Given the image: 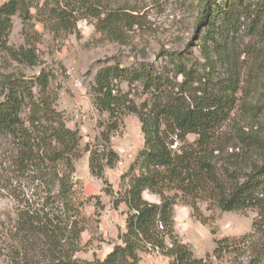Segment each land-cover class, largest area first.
Returning <instances> with one entry per match:
<instances>
[{
	"label": "trees",
	"instance_id": "16d2710c",
	"mask_svg": "<svg viewBox=\"0 0 264 264\" xmlns=\"http://www.w3.org/2000/svg\"><path fill=\"white\" fill-rule=\"evenodd\" d=\"M116 3L7 0L0 5V56L27 68L37 64L33 44L38 38L32 21L41 24L53 39L77 34V23L90 21L97 32L121 43V30L130 28V12L126 2ZM14 17L20 20L24 37L25 46L18 49L8 43ZM241 20L254 23L253 29L259 25L264 28V0H202L197 21L198 26L207 27L201 43L206 65L211 66L215 57L224 61L231 55L232 37ZM165 58L170 70L165 67L159 71L153 64L140 62L121 67L114 62L97 70L93 78L92 92L98 111L108 113L110 119L120 109L135 115L143 147L125 174L129 180L121 202L127 213L120 244L92 264H139V254L144 251L168 258V264H204L193 257L175 234L173 206L177 200L199 217L197 200L202 193L223 212L259 204V192L264 189V149L248 147L249 152L238 167L247 165L250 171L242 177L231 175L228 191L217 184L212 166L216 150L213 141L234 109L239 81L230 76L212 82L199 70L187 67L181 53L166 52ZM179 76L182 80L177 83ZM117 83L138 84L146 95L145 101L139 106L120 101L113 95ZM194 84L199 86L195 91L191 89ZM48 86L49 75L43 70L33 78L20 74L1 80L0 142L10 143L9 160L14 173L35 185L37 192L36 200L17 212L10 237L19 242L22 254L15 251L11 264H35L28 254L36 247L41 251L36 264H82L75 255L84 247L81 234L85 230V216L75 200L73 182L81 136L65 125ZM188 135L196 139L187 148L169 147L173 143L167 141L169 136L181 143ZM108 139L102 134V144L89 151V171L96 178H101L103 168H111L117 160L107 148ZM256 155H260V165L252 163ZM145 192L157 202L146 201ZM223 248V241H216L212 255L218 257Z\"/></svg>",
	"mask_w": 264,
	"mask_h": 264
},
{
	"label": "rangeland",
	"instance_id": "374dc122",
	"mask_svg": "<svg viewBox=\"0 0 264 264\" xmlns=\"http://www.w3.org/2000/svg\"><path fill=\"white\" fill-rule=\"evenodd\" d=\"M6 1L0 0V5ZM115 2H126L130 12V28L121 30V43L97 32L90 21H79L77 34L58 39H53L41 24L32 21L30 24L38 38L33 44L37 64L27 68L0 56V86L5 77L23 74L33 78L43 70L49 75L48 90L55 97V109L62 112L65 125L77 130L81 136L73 182L75 200L85 216V230L81 234L84 247L75 255L82 264L101 261L120 244L119 237L125 231L127 213L125 204L121 202L129 180L125 174L143 147L140 123L135 115L120 109L110 119L108 113L96 108L93 78L103 66L117 62L121 67H130L140 62L153 64L159 71L165 67L170 70L165 53L176 52L183 55L187 67L199 70L212 82L227 80L230 76L239 81L234 109L213 141L216 150L212 155V166L217 184L223 190L230 189L231 175L242 177L250 171L247 165L238 167L243 164L248 147L264 149V28L261 25L254 30V23L241 20L232 37L231 55L224 61L215 57L208 66L201 55V43L207 27L198 26L197 21L202 0ZM8 43L15 49L25 46L22 25L17 17L12 20ZM181 80L179 76L175 82ZM115 86L113 95L120 101L139 106L146 99L138 84L127 86L117 83ZM198 88L194 84L191 89L195 91ZM25 114L26 110L23 117ZM102 134L108 136L107 148L117 156V160L111 168H103L101 178H96L89 171L88 158L89 151L102 144ZM195 139L194 135H188L180 143L174 136H169L167 141H173L169 147L175 150L180 146L187 148ZM10 152V143L0 142V264H11L15 251L22 254L19 242L10 237V232L14 233L17 212L36 200L37 194L35 185L14 173ZM252 158V163L261 164L260 155ZM258 197L260 201L256 207L223 212L202 193L197 200L200 217L194 215L188 205L177 200L173 206L175 234L191 250L193 257L203 260L204 264H250L252 261L264 264V189ZM143 198L157 202L147 192ZM216 241H223L225 245L218 257L212 255ZM40 255L41 251L36 247L28 257L37 263ZM139 258V264L169 263L168 258L149 251L141 252Z\"/></svg>",
	"mask_w": 264,
	"mask_h": 264
}]
</instances>
